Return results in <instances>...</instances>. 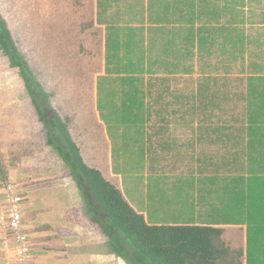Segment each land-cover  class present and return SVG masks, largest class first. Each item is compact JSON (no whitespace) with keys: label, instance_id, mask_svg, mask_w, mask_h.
I'll return each instance as SVG.
<instances>
[{"label":"rangeland","instance_id":"rangeland-1","mask_svg":"<svg viewBox=\"0 0 264 264\" xmlns=\"http://www.w3.org/2000/svg\"><path fill=\"white\" fill-rule=\"evenodd\" d=\"M76 3L77 0H0V11L37 84L49 95L52 107L67 121L70 135L78 145L85 163L99 170L107 180L119 187L129 202L145 206L151 222L186 221L184 215L191 214L190 208L182 205L185 209L183 214L178 212L179 204L175 203H181L183 199H157L159 190L156 186L178 189L187 183L195 186L198 181L192 180L203 172L201 156L207 152L218 165L221 155L223 161L232 159L241 141L236 146L237 141L234 139L231 141H234V146L226 147L224 138L226 134L237 133L242 129L243 121L238 114L245 110L246 76L234 72V77L240 76L239 81L233 79L223 86L219 83L224 98L218 102L220 106L210 107L208 111L204 99L194 101L188 97L183 100L165 97L159 102L154 93V100H147L149 114L143 121L144 127L140 123L119 126L112 121L107 123L97 110V82L104 68L101 39L88 32L92 18L91 1L85 0L81 9ZM47 6L53 10V15L63 13V20H45ZM244 9L247 32L252 33L256 41L252 47V59L253 62L262 63L264 43L260 42L264 41L263 28H249L248 24L249 18L252 22L264 19V0H255L251 10L247 6ZM151 35L161 37L159 31ZM164 55L162 48L154 53L156 58ZM123 61L126 64L128 59ZM159 69L166 70V66H160ZM195 69L196 73L200 72L199 66L196 65ZM252 73L261 72L249 69L246 75ZM221 75L224 76V73ZM198 79L199 75L193 74L179 77L171 84L188 95L189 91L197 88ZM156 85L161 89V84ZM106 86H103L104 92L114 86L121 89V83L108 88ZM102 99L105 102L106 97L103 95ZM114 102L121 104L122 96ZM207 115H211L210 118ZM216 129L220 134L212 136L210 144L205 146L201 142L200 145L197 139L206 138L205 135ZM164 139H173L179 146L162 147ZM182 141L194 142V146L180 145ZM110 142L116 149L112 162ZM143 143L146 146L140 153L134 151L137 145ZM239 159L243 163L241 161L244 158ZM239 170V165H223L225 175H231L233 171L236 175L235 171ZM4 174L9 178L11 176V181L22 185L31 183L34 177L39 179L47 178L48 175H61V179L62 176L69 179L68 186L72 188L69 197L82 199L69 169L57 151L48 144L46 132L19 69L10 65L0 47V177H4ZM154 183L158 184L153 186ZM231 214L232 211L225 208L224 214L216 222H232ZM156 217L158 219H154Z\"/></svg>","mask_w":264,"mask_h":264},{"label":"crops","instance_id":"crops-1","mask_svg":"<svg viewBox=\"0 0 264 264\" xmlns=\"http://www.w3.org/2000/svg\"><path fill=\"white\" fill-rule=\"evenodd\" d=\"M89 1H91L92 18L91 27L88 29V32L95 38L100 36L102 44L100 48L104 68L100 72V77L107 75L106 73L109 67L111 68V72L115 71V75H124L122 68L117 69L115 65L122 63L125 59L130 58L136 60L140 57L137 48H139L138 46L142 47L141 43H144L143 40L146 41L145 47H148L149 28L151 25L153 27H160L157 24H150L149 20L163 18V16L155 15V13H160L166 9L174 10L173 6H175L174 3L170 2L171 0ZM84 3L85 0H77L76 4L81 9V6L84 7ZM253 3H255V0H245L244 6H247V9L251 10ZM205 4L209 8L208 16L212 13V6H221V4L212 3L210 0H206ZM46 8L45 20H63V13L60 12L59 14L53 15V10L48 9V6ZM50 11H52V14L49 15ZM150 12H154V14L150 15ZM208 16H200V22H197L196 26L200 28L201 26L204 27L203 23H210L207 22ZM52 17L55 19H52ZM170 18L174 19V16L170 15ZM225 20L226 18L223 17L222 23ZM237 22L239 26L241 25L242 28L246 29V18ZM217 25L214 24L213 27L220 26V24ZM248 26L249 28L252 26L263 28L262 30L264 32V19L260 21L253 20L252 22L249 18ZM171 27L173 26H169V28ZM206 27L212 26L207 24ZM97 31L98 33H96ZM246 33L248 43L247 62L254 64L257 62H253L252 47L256 44V41L252 38V33L247 32V29ZM152 38L154 39V37ZM166 38L162 36L157 37L154 45H156L158 51L163 43L168 40L170 54H168L166 61H169L167 63L171 64L177 61L174 58L175 45H182L183 49H186V35L182 33V37H178L173 34L169 38ZM260 43H264V41ZM127 51H129L128 54ZM108 56L114 65H107L106 59L109 58ZM198 56V53H196L195 62L197 66H200ZM163 57H166V54ZM154 59H156L155 56ZM205 60L214 66L219 58L213 57L211 59L206 58ZM181 62L184 65H188L190 64V59ZM156 63L161 66V59H158ZM257 65H259L257 68L249 69L253 72L258 71L261 73L252 74L264 75V62L257 63ZM160 66L156 67L155 65L154 67V69L158 68V72L152 76L153 81L155 79L165 80L160 82L151 81V84L146 82L142 89L146 95V107L149 105V101L147 100H154V93H156L159 102L165 100V97L182 98V100L188 97V99L192 98L191 100L194 99V101L201 99L198 96L200 85L189 91L188 95H185L183 90L176 89V87L172 86L171 82L173 83L179 77L188 76L185 72L173 74L172 70L174 68H171V65V67L166 66V70L163 71L159 69ZM149 77L146 75L145 79L148 81ZM156 83L161 84V89L157 87ZM245 87L247 93L249 90L247 83ZM216 88L222 90L218 85H216ZM257 90L259 93L263 91L261 86H258ZM118 91H124L122 85ZM221 93L223 95V90ZM222 95L216 100V103L223 100L224 97ZM246 105L247 98L244 112L238 114L243 121L242 129L237 133L231 132L226 134L227 137L224 138L226 147L234 146V141L231 142L234 139L237 141L235 142L236 146L241 141V146L239 148L237 147L232 159H224L223 161V156L221 155L218 165V162L216 163L210 153L207 152L202 155L201 161L203 162L204 170L193 178L192 181H198L195 186L193 183L191 185L187 183L182 186V189H178L174 187L162 188L157 185L158 183L153 184V186L157 185L156 188L159 190V194L156 196L157 199H183L181 203H175L179 204L178 212L180 213L182 212L184 214L185 211L182 205L185 208H190L191 214L184 215L186 221L162 223L161 221L152 220L153 222H151V217L145 206H137L132 202L130 204L137 212L143 214L148 222L156 225H182L190 223L189 225L209 226L221 229L223 231V242L236 255L233 257V262L229 264H264V125L262 126L263 131L259 134H252L248 131L250 127L248 126L249 117L246 114ZM207 116V118H210L211 115ZM169 122L167 121V123ZM262 123L264 124V120ZM217 134L220 133L216 129L214 132H210L208 136L205 135L206 138H199L197 141L200 145L205 143L203 145L206 146L210 144L212 136ZM164 141L166 142L164 143ZM190 142L186 143L182 141L180 145L183 144L185 146L186 144L189 147L194 146V142ZM161 143L162 147L165 148L179 146L178 142L173 139H164ZM109 144V152L112 157L114 148L111 142ZM144 146H146L144 143L137 145L136 151L141 152ZM239 157L244 158V161H241L243 163H240ZM229 164L232 166L239 165V169L243 171H235L237 172L236 175H234V171L231 175H225V172L223 173V165ZM199 166L202 165L199 164ZM211 169L215 170V172H210L212 171ZM112 175L113 177L120 178L114 174ZM7 176L4 174V177H0V211L4 205L3 185L5 181H11V176L10 178ZM34 178L27 185L15 182L20 186V191L25 198L23 216L31 237L30 264H127L122 258L114 254L109 238L105 236L99 224L94 221L95 218L101 216L100 212L92 202L89 203V201L84 199L79 187H77V190L81 193L82 199H71L69 194L72 188L68 186L69 179H64L63 176L61 179V175H56L55 177L48 175L47 178L40 177L39 179ZM184 188H191L192 190H184ZM169 204L173 205V203ZM225 208L232 211L230 218L232 217L233 221L227 223L216 222V219H219L224 214ZM154 219L158 218L156 217ZM234 220H240V222H235ZM2 236L0 230V264H5L6 256L1 242Z\"/></svg>","mask_w":264,"mask_h":264},{"label":"trees","instance_id":"trees-1","mask_svg":"<svg viewBox=\"0 0 264 264\" xmlns=\"http://www.w3.org/2000/svg\"><path fill=\"white\" fill-rule=\"evenodd\" d=\"M210 1L221 4V6H212L210 16H208L209 8L205 4L206 0H185L184 2L171 0L170 2L175 5L174 10L166 9L155 13L163 18L149 20V22L160 27L151 25L148 30V47H145L146 41L143 40L142 47L137 48L140 57L136 60L129 58L126 64L123 61L115 65L117 69L123 67L124 75H115V71L111 72L109 67L107 75L99 77L97 110L101 118L107 123L115 122L117 126L140 123V126L144 127V117L149 111L145 103L146 95L142 89L146 82L152 83V76L158 72V68L154 69V67L160 66L156 62L161 59V66L174 68L173 74L185 72L189 76L199 75L198 96L207 101V111L210 107L218 105L216 100L222 95V90L217 89L216 85L229 84L233 79L239 81L240 76L234 77L232 75L234 72L245 75L249 89L246 94V114L249 117L248 126L250 127L248 131L252 134L263 131L264 75H246L249 68H257L259 65L247 62L246 29L239 26L237 22L245 18V0ZM149 14L152 15L154 12ZM170 15L174 16V19H171ZM200 16H208L207 22L210 23L205 22L204 27L198 28L196 25L200 22ZM223 17L226 20L222 23ZM207 24L212 27H206ZM214 24H220V26L213 27ZM169 26L173 27L169 28ZM154 31H159L165 39L169 38L171 32L178 37H182V33H185L186 49H183L182 45H175L174 58L177 61L171 64L166 61L170 54L168 40L161 46L166 57L154 59V53L157 52L154 45L157 37L151 35ZM0 47L10 65L19 69L21 73L38 119L46 132L48 144L57 151L69 169L84 199L89 203L92 202L100 212L101 216L94 221L109 238L114 254L127 264H229L233 262V257L236 255L223 242L221 229L189 225L190 223L156 225L148 222L143 214L132 207L119 187L107 180L99 170L85 163L78 145L70 135L67 121L52 107L49 95L37 84L1 12ZM196 53L199 55V73H196L195 69ZM213 57L219 58L214 66L205 60ZM189 59L188 65L181 62ZM106 62L109 66L114 65L110 57L106 59ZM222 73L224 76L221 75ZM146 75L150 76L148 81L145 79ZM163 80L165 79H155L153 82ZM119 83L124 89L123 92L118 91L115 86L104 92V85L111 87ZM258 86L263 89L261 93L257 90ZM103 95L106 97L105 102L102 99ZM121 96L123 102L116 104L114 101ZM114 152L116 149H113L112 160Z\"/></svg>","mask_w":264,"mask_h":264},{"label":"built area","instance_id":"built-area-1","mask_svg":"<svg viewBox=\"0 0 264 264\" xmlns=\"http://www.w3.org/2000/svg\"><path fill=\"white\" fill-rule=\"evenodd\" d=\"M2 191L4 205L0 211V230L5 264H30L31 237L23 216L25 198L20 186L13 181H5Z\"/></svg>","mask_w":264,"mask_h":264}]
</instances>
